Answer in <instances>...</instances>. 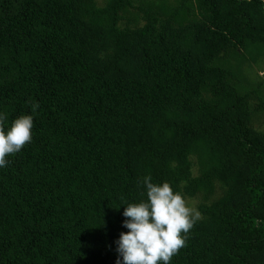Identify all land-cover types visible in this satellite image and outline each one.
<instances>
[{
  "label": "trees",
  "instance_id": "trees-1",
  "mask_svg": "<svg viewBox=\"0 0 264 264\" xmlns=\"http://www.w3.org/2000/svg\"><path fill=\"white\" fill-rule=\"evenodd\" d=\"M256 64L264 0H0V113L34 119L0 167V264H116L145 176L202 214L170 264H264Z\"/></svg>",
  "mask_w": 264,
  "mask_h": 264
},
{
  "label": "clouds",
  "instance_id": "clouds-1",
  "mask_svg": "<svg viewBox=\"0 0 264 264\" xmlns=\"http://www.w3.org/2000/svg\"><path fill=\"white\" fill-rule=\"evenodd\" d=\"M39 107L33 104V111ZM7 115L0 113V167L9 163L7 157L20 152L32 141L34 119L21 115L6 130ZM141 183L146 188V200L125 206L123 226L116 241L119 254L116 264H170L172 258L186 246L188 234L202 218L189 207L183 194L174 192L169 182H152L145 176Z\"/></svg>",
  "mask_w": 264,
  "mask_h": 264
},
{
  "label": "rangeland",
  "instance_id": "rangeland-1",
  "mask_svg": "<svg viewBox=\"0 0 264 264\" xmlns=\"http://www.w3.org/2000/svg\"><path fill=\"white\" fill-rule=\"evenodd\" d=\"M97 4L101 5L104 3L105 0H95ZM252 71V78L257 80L264 81V64H256L250 66ZM253 69V70H252ZM256 101L253 99L250 101V124L252 127L256 128L257 130L264 133V114L262 112H254L253 106L255 105ZM189 207H195L197 209L198 202L197 201H186Z\"/></svg>",
  "mask_w": 264,
  "mask_h": 264
}]
</instances>
